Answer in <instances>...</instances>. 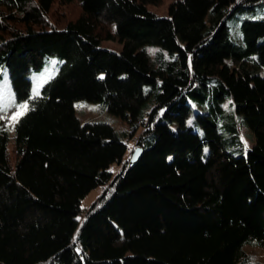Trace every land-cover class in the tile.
<instances>
[{
	"label": "trees",
	"instance_id": "16d2710c",
	"mask_svg": "<svg viewBox=\"0 0 264 264\" xmlns=\"http://www.w3.org/2000/svg\"><path fill=\"white\" fill-rule=\"evenodd\" d=\"M161 3L0 0V87L29 106L12 161L0 130V264H264L245 249L264 248V18L241 21V43L228 26L264 0ZM33 72L50 74L38 94ZM77 100L130 123L128 157L110 124L79 121ZM226 100L252 133L244 154L227 149L241 142L232 119L219 130Z\"/></svg>",
	"mask_w": 264,
	"mask_h": 264
},
{
	"label": "rangeland",
	"instance_id": "374dc122",
	"mask_svg": "<svg viewBox=\"0 0 264 264\" xmlns=\"http://www.w3.org/2000/svg\"><path fill=\"white\" fill-rule=\"evenodd\" d=\"M172 2V0H162V3L159 6H150L153 10L157 11L158 13L166 14L168 5ZM57 5H55L56 7ZM65 9L69 15L73 13H77L78 9L73 6L69 7H62ZM245 18L256 19V18H264V4L255 6L254 9H249L246 11H242L241 13L237 14L233 18L228 21L229 32L231 38L237 42H242V33L240 30L241 21ZM101 46L107 47L114 51H120L121 44L117 41L111 40H104L101 43ZM157 47L155 46H148L149 52L153 53ZM32 77V92L33 94H38L41 86L47 81L50 77L48 72H33L31 74ZM35 87V91H34ZM193 111L191 116L188 118L187 122L189 125L193 124V117L197 111H203V109L193 100L190 101ZM78 105H84L83 107H78ZM225 109L226 117H222L218 121V127L224 137H228L230 135V131L224 127V123L231 120L234 122L237 128V132L240 135L241 142L236 143V145H232L227 147L228 150H232L235 154L246 153L247 150L253 145V136L247 125L244 123L241 115L235 113L234 106L231 104L230 100H226L223 104ZM75 114L78 117L81 123L85 122H105L110 124L119 137L128 144V150L124 156V159L129 156L131 153V149L135 146L134 140H131L126 135V132L131 130L130 123L123 119L118 115H114L110 113L106 105L102 102H90L86 100H77L74 103ZM19 112L22 113V108H18L17 104L15 103L14 93L11 88L10 84H6L0 87V130H5L9 134V144H8V153L10 160H13V143L12 137L14 134L13 126L15 120L13 119L14 113ZM141 129L138 128L132 131V136H137L140 133ZM123 159V161H124ZM122 169V164L115 163L110 167V170L113 174L119 172ZM102 187H96L91 190L85 198L81 202V206L83 208L89 206L93 200L101 193ZM246 251L248 254L252 256L253 259L264 263V248L247 246Z\"/></svg>",
	"mask_w": 264,
	"mask_h": 264
},
{
	"label": "snow or ice",
	"instance_id": "6c2138e0",
	"mask_svg": "<svg viewBox=\"0 0 264 264\" xmlns=\"http://www.w3.org/2000/svg\"><path fill=\"white\" fill-rule=\"evenodd\" d=\"M53 65H55V61H53V62H51ZM101 78H103V77H101ZM34 91H35V87H34ZM84 105H78V107H83ZM17 107L18 108H23V109H25V110H28V108H29V106H28V102L26 101V102H23V103H17ZM23 115V113H19V112H16V113H14V115H13V119L18 123V121H19V117L20 116H22ZM138 151V150H137ZM132 159H135V156H133L132 157Z\"/></svg>",
	"mask_w": 264,
	"mask_h": 264
},
{
	"label": "water",
	"instance_id": "95a60500",
	"mask_svg": "<svg viewBox=\"0 0 264 264\" xmlns=\"http://www.w3.org/2000/svg\"><path fill=\"white\" fill-rule=\"evenodd\" d=\"M138 150V151H137ZM142 154V149L140 147H137L131 154L130 156V164L134 165L136 164V162L138 161V159L140 158ZM135 156V159H132V157Z\"/></svg>",
	"mask_w": 264,
	"mask_h": 264
}]
</instances>
